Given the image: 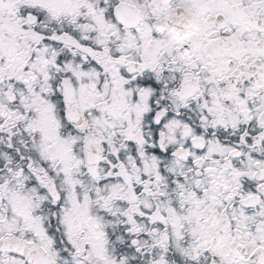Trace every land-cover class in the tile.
<instances>
[{"label": "snow or ice", "instance_id": "6c2138e0", "mask_svg": "<svg viewBox=\"0 0 264 264\" xmlns=\"http://www.w3.org/2000/svg\"><path fill=\"white\" fill-rule=\"evenodd\" d=\"M0 264H264V0H0Z\"/></svg>", "mask_w": 264, "mask_h": 264}]
</instances>
